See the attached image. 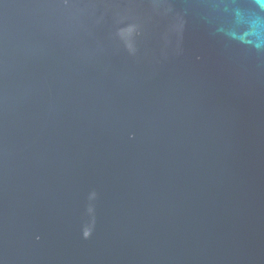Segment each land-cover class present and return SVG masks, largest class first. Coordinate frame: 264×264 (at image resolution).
Returning <instances> with one entry per match:
<instances>
[{
    "label": "water",
    "instance_id": "water-1",
    "mask_svg": "<svg viewBox=\"0 0 264 264\" xmlns=\"http://www.w3.org/2000/svg\"><path fill=\"white\" fill-rule=\"evenodd\" d=\"M0 264H264V0H0Z\"/></svg>",
    "mask_w": 264,
    "mask_h": 264
}]
</instances>
